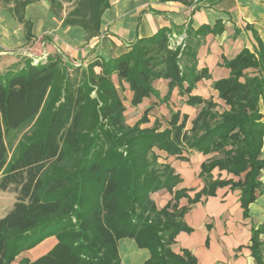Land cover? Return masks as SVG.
<instances>
[{
	"label": "trees",
	"instance_id": "obj_1",
	"mask_svg": "<svg viewBox=\"0 0 264 264\" xmlns=\"http://www.w3.org/2000/svg\"><path fill=\"white\" fill-rule=\"evenodd\" d=\"M31 1L17 0L12 10L26 30L30 23L22 10ZM50 1L63 10L61 1ZM63 1L72 4L64 25L82 27L87 37L99 33L107 0ZM180 1L190 5L194 0ZM210 31L189 27L171 38L164 27L137 39L116 58L75 66L56 54L0 75V172L7 164L8 145L30 127L26 144L0 180V190L15 198L0 218V264H11L22 251L52 235L57 243L47 253L19 264H120L117 242L123 238L150 252L143 264H198L189 250L171 249L179 232L192 230L183 216L193 204L229 186L239 190L243 216H248L264 169L259 110L264 101V44L253 33V52L242 49L223 59L229 76L212 87L227 108L218 109L211 99L191 95L198 81L210 77L206 68L196 67L197 49ZM177 37L183 47L175 43ZM95 66L101 67L100 73L94 72ZM249 68L254 75L245 72ZM157 79L168 81L163 102L176 87L187 96V105L199 108L189 128L187 115L179 111H170L164 128L158 119L142 128L149 122L150 107L133 125L126 123L122 82L128 84L135 107L150 96L159 98L152 85ZM191 150L209 155L198 174L203 187L193 197L187 195L190 189H174L181 178L156 152L186 160L182 154ZM215 168L237 180L214 179ZM162 189L173 197L158 209L151 194ZM182 197L187 205L179 207ZM251 231V256L264 264L262 228L252 226Z\"/></svg>",
	"mask_w": 264,
	"mask_h": 264
},
{
	"label": "crops",
	"instance_id": "obj_2",
	"mask_svg": "<svg viewBox=\"0 0 264 264\" xmlns=\"http://www.w3.org/2000/svg\"><path fill=\"white\" fill-rule=\"evenodd\" d=\"M16 1L0 0V75L19 70L26 61L43 55L48 57L58 54L65 62L87 66L94 61L122 55L131 43L151 37L161 28H169L171 35L180 36L189 27L197 30L206 26L212 31L203 36V42L197 49L196 67L198 70L206 68L210 77L198 81L191 95L211 99L218 104V109H224L227 106L212 87L213 82L229 76V69L223 65V59L234 58L242 49L253 52V33L264 44V0H194L190 5L180 0H107V8L100 17L99 33L92 37H87L80 26L63 24L65 15L72 9V4L63 0H58L63 10H59L50 0H32L26 4L22 10L24 20L30 23L26 30L12 12ZM93 70L98 74L101 67L95 66ZM245 72L250 76L255 74V70L250 68ZM111 79L118 87L117 76L112 74ZM152 85L159 98L150 96L132 107V92L128 84L122 82L125 119L127 110H135L137 118L140 111L150 107L149 122L141 125L142 128H149L155 119H167L170 111H179L181 115H187L186 128H189L199 108L187 105V96L180 95L176 87L171 91L169 100L163 102L162 98L168 91V81L165 79L154 80ZM259 110L264 122V101L260 102ZM157 153L159 161L170 164L181 178L174 189H190L187 195L193 197L203 187L198 174L201 163L209 155L191 150L183 152L182 156L186 160H182L163 151ZM261 158L264 160V136ZM211 175L214 179L237 180L216 168L211 171ZM259 181L261 188L255 192L256 198L249 205L247 217L243 216L238 200L239 190H230L229 186H225L217 188L214 196L201 197L183 216V221L192 230L177 234L171 246L172 251L181 253V249H187L198 264H256L249 245L252 226L262 228L260 238L264 239V169ZM172 197L165 189L151 194L158 209L164 207ZM178 205H187V198H180ZM56 243L55 236H48L29 250L22 251L11 264H19L24 258L35 260ZM117 251L120 264H143L150 257L147 249L139 248L130 238L118 240Z\"/></svg>",
	"mask_w": 264,
	"mask_h": 264
},
{
	"label": "rangeland",
	"instance_id": "obj_3",
	"mask_svg": "<svg viewBox=\"0 0 264 264\" xmlns=\"http://www.w3.org/2000/svg\"><path fill=\"white\" fill-rule=\"evenodd\" d=\"M67 7L68 6H66V9H67ZM67 10H70V9H67ZM122 92H120L121 97H122ZM143 112L140 111V114L138 116L139 118L137 117L138 118L137 119L136 118L137 113L135 112V110H127L126 119H125L126 123H128V124L129 123H135L136 121H138L140 119ZM159 120H161L162 124H164L165 117H161V118H159ZM162 128H163V126H162ZM29 133H30V127L26 128L24 131H22L21 133L16 135L15 138L12 140L11 144L8 145V160H7V164H6L5 168L0 172V180H1L8 164L18 156L22 147L26 144V142H27L26 138H28L27 136ZM14 200H15L14 194H12L10 191L0 190V218L3 217L12 208ZM29 249H27V250H29Z\"/></svg>",
	"mask_w": 264,
	"mask_h": 264
},
{
	"label": "built area",
	"instance_id": "obj_4",
	"mask_svg": "<svg viewBox=\"0 0 264 264\" xmlns=\"http://www.w3.org/2000/svg\"><path fill=\"white\" fill-rule=\"evenodd\" d=\"M175 37H176L175 35H171V38H175ZM175 43H176L177 45H178V44H181L182 47L184 46V44H182V38H181V37H180V38L177 37V40H176ZM45 59H46V56L43 55L42 57L32 58V61H33V63L35 64V63L41 62V61H43V60H45Z\"/></svg>",
	"mask_w": 264,
	"mask_h": 264
}]
</instances>
